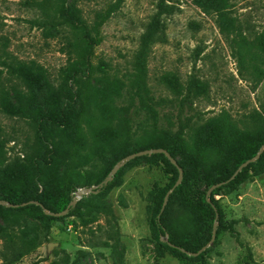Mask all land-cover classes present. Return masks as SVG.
I'll list each match as a JSON object with an SVG mask.
<instances>
[{
	"label": "rangeland",
	"instance_id": "obj_1",
	"mask_svg": "<svg viewBox=\"0 0 264 264\" xmlns=\"http://www.w3.org/2000/svg\"><path fill=\"white\" fill-rule=\"evenodd\" d=\"M209 1L0 0V42L12 57L42 65L54 87L62 84L60 108L69 112L81 107L78 85L71 75L77 71L84 76L86 69L81 63L82 30L66 13L75 5L91 22L96 11L114 7L100 27L102 40L90 51V60L101 63L117 81L111 105L117 107L121 119L128 120L125 149L135 147L143 129L153 122L171 143L176 139L174 159L185 163L179 166L184 190L173 194L168 212L171 217L179 213L184 230L190 215H195L197 242L208 238V215L201 197L205 192L209 200L218 185L206 189L200 164L183 142L199 139L195 138L197 128L220 115L240 131L252 126L249 117L253 113L262 115L264 125V0H228L224 7ZM143 35L148 37L147 83L152 105L130 92L126 81ZM70 63L74 72L66 73ZM0 69L1 80L10 90L13 81L6 68ZM168 74L169 82L163 78ZM35 92L42 105L43 89L35 88ZM9 101L14 104L12 98ZM105 110L110 109L106 106ZM49 147L44 139L34 137L25 120L0 108V172L22 171L25 190L48 193L49 183L40 171L47 170ZM237 151L230 161L231 171L238 169L235 164L242 152ZM261 152L260 148L257 153ZM150 155L130 166L126 162L132 159L120 165L123 169L116 185L104 196L94 195L93 190L98 186L96 178L108 167V154L61 163L49 179L64 199L67 187L74 186L71 201L77 198L76 211L67 214L68 207L76 205L69 202L62 218L49 223L20 211L0 215V264H264V159L249 168L250 176L233 191L213 194L222 219L213 221L203 254L176 257L164 246L165 237L154 235L151 219L161 191L177 174L161 156ZM66 173L69 182L63 180ZM8 188L1 179L0 198ZM0 204L9 207L5 200L0 199Z\"/></svg>",
	"mask_w": 264,
	"mask_h": 264
},
{
	"label": "trees",
	"instance_id": "obj_2",
	"mask_svg": "<svg viewBox=\"0 0 264 264\" xmlns=\"http://www.w3.org/2000/svg\"><path fill=\"white\" fill-rule=\"evenodd\" d=\"M209 2H213L212 6L224 7L228 0H210ZM113 11V6H109L105 10H98L91 22H87L79 14L80 11L75 5H71L70 10L66 13L72 19L73 24L80 28L83 33L80 39L83 44L81 63L85 66L86 73L84 76L78 75L76 70L74 72L71 63L65 69L66 73L74 72L71 78L78 85L81 107L76 111H63L60 108L59 94L62 84L57 88L54 87L42 65L33 60L21 61L12 57L6 49V44L0 42V66L6 68L9 78L13 81L10 90H8L1 80L2 69H0V108L10 115L25 120L32 128L34 137L44 139L50 146L47 150V170L40 171L42 178L49 183L48 193L47 191L38 193L25 190L26 177L22 171L7 173L3 170L0 172V180H5L9 188L0 199L11 205L5 207L0 204V215L20 211L48 223L51 220L61 219L62 216H56L55 213L63 211L68 203L72 202L74 186L72 188L67 187L68 197L64 199L49 177L66 160L85 162L101 159L108 154L110 156L108 167L96 178L98 186L93 190L94 195L104 196L116 185L123 167L119 168L111 180H107L110 171L126 155L143 149L163 148L174 158L176 139H174V143H171L169 137L163 134L155 122L143 129L135 147L125 149L126 146L123 145L128 120L121 119L117 107L111 105L112 90L116 88L117 81L109 77L101 63L93 64L89 56L92 48L101 42L100 27ZM77 49L76 46V51ZM147 53L148 37L143 35L140 37L139 47L133 55L131 69L127 74L126 81L130 92L137 96L142 103L152 105L154 98L147 83ZM170 76L171 74H168L167 77L163 78L169 82ZM102 83H106L107 86H93V84ZM35 88L43 89L45 93L42 105L37 103ZM9 98L14 100V104L10 103ZM106 106L110 109L108 112L105 110ZM249 119L252 126L248 131H240L225 115L209 118L197 128L195 138L198 135L199 139H195L192 144L183 142L184 148L200 164L206 189L218 185L212 190L209 200H207L205 192L201 197V205L208 215V238L202 242H197L195 239L196 236H199V224L194 219L193 213L189 218L188 229L184 230L180 229L179 226V213L175 217H171L168 212L169 206L173 203V194L184 190L183 182L177 185L175 183L178 179L177 167H184L185 163L174 165L163 153L150 155L161 156L168 168L177 174L174 180L161 191L156 211L151 219V229L154 235L165 237L163 244L174 256L183 257L187 253H196L206 244L212 233L213 221L219 222L222 219L221 208L213 199V194L220 192V190L223 194L233 191L235 187L250 176L249 168L254 167L264 159L263 149L255 162L248 163L238 172L230 170V161L236 158L239 152L237 151L238 148H240L242 155L239 156L235 169L242 162L254 157L257 151L264 146V125L260 123L262 115L253 113ZM156 138L159 142L156 141ZM251 141L252 145H250ZM145 157L148 156L135 157L126 162V166H130L134 161ZM63 180L69 182L68 173L64 175ZM170 189H173L171 194L168 193ZM167 193V204L163 206ZM76 208L77 203L68 207L67 214L76 211ZM189 239L195 243L190 242ZM202 254L201 251L194 256L200 257Z\"/></svg>",
	"mask_w": 264,
	"mask_h": 264
},
{
	"label": "water",
	"instance_id": "obj_3",
	"mask_svg": "<svg viewBox=\"0 0 264 264\" xmlns=\"http://www.w3.org/2000/svg\"><path fill=\"white\" fill-rule=\"evenodd\" d=\"M264 149V146L261 147V150ZM152 153H163L168 159L169 161L174 164V165H177L175 159L169 154V152L166 150V149H163V148H152V149H143V150H140V151H137V152H134V153H131L129 155H126L125 157H123L122 159H120L112 168V170L110 171L109 173V176L107 177V180H111L113 178V175L114 173L116 172V170L120 167V165H122L124 162L130 160V159H133L134 157L136 156H141V155H150ZM260 153H257L254 157H252L251 159L245 161L244 163H242L238 169L236 170V172L240 171L244 166H246L248 163L254 161L256 158H258ZM178 169V179L175 183V185L179 184V182L181 181V178H182V170L180 167H177ZM235 172V173H236ZM106 180V181H107ZM104 181V182H106ZM167 195L168 193L166 194L165 198H164V202H163V206L166 202V199H167ZM207 200H208V197L206 196ZM77 201V198L75 197L72 201V204H75ZM11 204H9L10 206ZM162 206V207H163ZM67 211V209L61 211V212H58V213H55L56 216H61L63 214H65ZM207 246V245H206ZM206 246L202 247L198 252L196 253H190L192 255H197L199 252H201Z\"/></svg>",
	"mask_w": 264,
	"mask_h": 264
}]
</instances>
